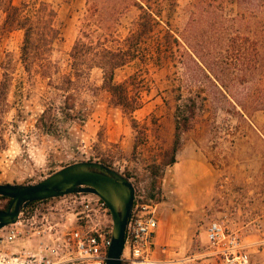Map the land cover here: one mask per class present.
I'll use <instances>...</instances> for the list:
<instances>
[{
    "label": "rangeland",
    "instance_id": "374dc122",
    "mask_svg": "<svg viewBox=\"0 0 264 264\" xmlns=\"http://www.w3.org/2000/svg\"><path fill=\"white\" fill-rule=\"evenodd\" d=\"M45 1L57 8L61 28L51 54L59 69L55 82L70 70L69 54L84 30L103 18L123 39L141 13L134 0ZM149 2L161 11L156 33L144 43L149 57L116 73L117 81L133 73L146 78L136 129L102 88V70L93 68L76 100L82 115L60 117L52 132L44 130L39 117L45 105L61 104V92L26 71L23 31L5 30L0 10V182L32 184L75 162L109 161L158 203L168 242L154 247L155 257L217 264L207 227L219 220L241 234L255 264H264V0ZM151 48L167 53L156 61ZM189 97L204 111L182 133L177 160L168 164L177 105ZM234 100L246 101L244 115ZM7 202L0 197V209ZM29 243L24 237L0 248Z\"/></svg>",
    "mask_w": 264,
    "mask_h": 264
},
{
    "label": "trees",
    "instance_id": "16d2710c",
    "mask_svg": "<svg viewBox=\"0 0 264 264\" xmlns=\"http://www.w3.org/2000/svg\"><path fill=\"white\" fill-rule=\"evenodd\" d=\"M141 13L135 28L123 39L119 38L106 25L105 19H98L95 22L97 28L93 32L101 30L94 35L92 31L84 30L79 36L70 52V70L58 77V66L51 59L53 44L61 33L58 23V10L50 2L45 0H0V10L4 13L3 28L7 31H23V42L21 47V59L26 71L31 76H42L48 78L50 84L60 90L62 102L58 106L53 104L45 105V108L39 117L40 126L47 132H52V127L59 118H74L82 115V108L77 107L76 100L79 98L80 90L84 84L89 81V76L93 68H100L103 72L102 88L111 95V102L119 106L122 112L127 115L136 129L138 120L135 118V112L144 105V93L147 90L145 76L139 73H133L122 81L116 80L118 69L137 61L146 63L149 57L150 48L144 44L153 37L160 25L161 11L153 6L149 0H134ZM92 16L99 12L98 7L94 8ZM166 38L169 32L165 33ZM175 42L179 40L175 38ZM252 44H256L252 41ZM167 47L166 44H163ZM152 49V48H151ZM157 49V50H156ZM152 49L156 55V61H159L167 52L162 48ZM256 50V48H254ZM256 52V51H255ZM257 59V55H254ZM244 115V109L247 108L246 101H236ZM204 111V106L195 97H189L185 102L177 105L175 118V139L173 145V154L168 160V164H174L177 160V152L181 145V135L192 128L194 119L198 114ZM137 146V144H136ZM112 167L109 161H103ZM151 197H156L151 192ZM1 198L8 199L4 209L11 201L9 197L0 195ZM34 202L28 203V205Z\"/></svg>",
    "mask_w": 264,
    "mask_h": 264
},
{
    "label": "built area",
    "instance_id": "2783aa9c",
    "mask_svg": "<svg viewBox=\"0 0 264 264\" xmlns=\"http://www.w3.org/2000/svg\"><path fill=\"white\" fill-rule=\"evenodd\" d=\"M133 185L122 264H191L154 256L158 203L147 197L144 188ZM113 230L111 208L97 193L74 192L35 201L23 208L16 222L0 228V246L24 237L30 240L15 250L0 248V264H106ZM207 237L217 264H255L241 234L221 221L210 222Z\"/></svg>",
    "mask_w": 264,
    "mask_h": 264
},
{
    "label": "water",
    "instance_id": "95a60500",
    "mask_svg": "<svg viewBox=\"0 0 264 264\" xmlns=\"http://www.w3.org/2000/svg\"><path fill=\"white\" fill-rule=\"evenodd\" d=\"M74 192H94L107 201L114 230L106 264H122L135 188L128 177L101 161L87 160L66 165L37 183L0 182V195L11 199L6 209H0V228L16 222L19 213L30 202Z\"/></svg>",
    "mask_w": 264,
    "mask_h": 264
},
{
    "label": "crops",
    "instance_id": "0c3cea01",
    "mask_svg": "<svg viewBox=\"0 0 264 264\" xmlns=\"http://www.w3.org/2000/svg\"><path fill=\"white\" fill-rule=\"evenodd\" d=\"M169 241L171 243H173V244H178L179 243L177 239L170 238ZM167 242H168L167 241V238L163 235L162 228H161V224L159 222V228L157 230L156 237H155V247L157 245L165 244Z\"/></svg>",
    "mask_w": 264,
    "mask_h": 264
}]
</instances>
